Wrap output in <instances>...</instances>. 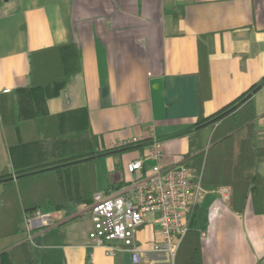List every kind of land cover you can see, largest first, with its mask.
Here are the masks:
<instances>
[{"label":"crops","instance_id":"0c3cea01","mask_svg":"<svg viewBox=\"0 0 264 264\" xmlns=\"http://www.w3.org/2000/svg\"><path fill=\"white\" fill-rule=\"evenodd\" d=\"M45 49H59L73 67L47 108L51 114L86 109L101 155L96 192L119 193L149 173L154 140L167 166L185 163L194 155L198 119L256 83L262 86L250 101L264 148V0H0V171L11 164L3 122L14 118V91L30 84L31 55ZM201 58L210 73L202 86ZM137 159L143 168L129 172ZM258 169L264 176V159ZM224 187L231 189L205 188L196 204L203 264H264V215L250 199L243 211L234 210L232 189L226 198ZM93 201L46 212L55 224L33 231L30 241L39 264H86L88 253L95 264H174L166 252L150 249L159 236L153 216L137 233L144 249L139 263L128 249L111 254L93 245Z\"/></svg>","mask_w":264,"mask_h":264},{"label":"trees","instance_id":"16d2710c","mask_svg":"<svg viewBox=\"0 0 264 264\" xmlns=\"http://www.w3.org/2000/svg\"><path fill=\"white\" fill-rule=\"evenodd\" d=\"M53 51L31 55V82L14 91V118L3 122L11 164L0 171V264H39L28 232L21 228L25 217L91 204L97 191L95 162L101 155H96L86 109L51 114L47 108L51 91L57 94L73 72L68 57ZM201 62L202 86L209 84L210 73L207 61ZM261 86L254 84L229 105L198 119L191 138L194 155L185 164L204 189L230 186L234 210L243 211L250 199L254 211L264 215V176L258 169L264 148L257 142L250 101ZM189 218L174 264H203L196 205ZM86 264H95L90 253Z\"/></svg>","mask_w":264,"mask_h":264},{"label":"built area","instance_id":"2783aa9c","mask_svg":"<svg viewBox=\"0 0 264 264\" xmlns=\"http://www.w3.org/2000/svg\"><path fill=\"white\" fill-rule=\"evenodd\" d=\"M4 91L10 92L11 89ZM148 157L155 161L149 173L132 179L123 191L112 195L94 194L89 238L93 245L104 246L111 254L128 249L133 261L139 263L144 249L138 243L137 233L147 218L153 216L159 225V236L150 249L166 252L174 263L179 246L190 228L189 212L203 197L204 188L200 182L193 181L194 171L185 163L175 166L164 163L161 141H153ZM142 168L141 159L127 165L131 173ZM230 193V188L222 189L224 197L229 198ZM54 224L51 213L36 211L25 217L30 241L33 231Z\"/></svg>","mask_w":264,"mask_h":264},{"label":"rangeland","instance_id":"374dc122","mask_svg":"<svg viewBox=\"0 0 264 264\" xmlns=\"http://www.w3.org/2000/svg\"><path fill=\"white\" fill-rule=\"evenodd\" d=\"M193 170V169H192ZM79 221L81 222V220L79 219Z\"/></svg>","mask_w":264,"mask_h":264}]
</instances>
